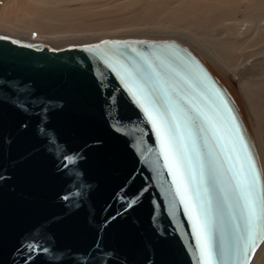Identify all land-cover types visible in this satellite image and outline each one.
<instances>
[{
	"label": "water",
	"instance_id": "obj_1",
	"mask_svg": "<svg viewBox=\"0 0 264 264\" xmlns=\"http://www.w3.org/2000/svg\"><path fill=\"white\" fill-rule=\"evenodd\" d=\"M233 123L264 195L236 101L176 40L0 34V264H202L201 222L213 264H240Z\"/></svg>",
	"mask_w": 264,
	"mask_h": 264
},
{
	"label": "rangeland",
	"instance_id": "obj_2",
	"mask_svg": "<svg viewBox=\"0 0 264 264\" xmlns=\"http://www.w3.org/2000/svg\"><path fill=\"white\" fill-rule=\"evenodd\" d=\"M263 17L264 0H56L33 12L18 7L10 24L8 0H0V31L31 43L60 48L106 37L144 36L199 45L211 59L199 57L228 89L255 137L264 177ZM212 48L227 66L214 60Z\"/></svg>",
	"mask_w": 264,
	"mask_h": 264
},
{
	"label": "snow or ice",
	"instance_id": "obj_3",
	"mask_svg": "<svg viewBox=\"0 0 264 264\" xmlns=\"http://www.w3.org/2000/svg\"><path fill=\"white\" fill-rule=\"evenodd\" d=\"M133 95H136V93H133ZM141 107H144V105H141ZM144 110L151 120L152 115L148 112V109L145 108ZM153 123L155 126V121ZM213 131H216L215 126H213ZM231 132L234 136V145L239 143L240 150L243 154L242 158L237 157L236 162L230 169L233 173L235 189L238 194L244 220L243 234L239 236L237 244L233 249V254L240 257V264H248L251 258L250 254L254 253L258 247V241L264 239V195L258 193V176L255 166L234 123L231 126ZM165 145L169 149L173 146L171 131L167 133L166 141H162V148ZM233 151H235V147ZM185 159V154H177L173 156V163L179 167L184 163ZM229 159H232L231 156ZM179 190L180 185H178ZM185 207L187 208L188 205L185 204ZM194 227H198L197 239L200 241L202 264H213L211 242L206 234L205 224L203 222L199 224L194 223Z\"/></svg>",
	"mask_w": 264,
	"mask_h": 264
},
{
	"label": "bare ground",
	"instance_id": "obj_4",
	"mask_svg": "<svg viewBox=\"0 0 264 264\" xmlns=\"http://www.w3.org/2000/svg\"><path fill=\"white\" fill-rule=\"evenodd\" d=\"M56 1V0H8V23L12 24L15 22V13H16V9H18V7L22 6L25 8V10H29V11H32L33 12V9L35 7H39L41 5H44L45 3H48V4H53V2ZM36 11L38 12V14L40 15V10L39 9H36ZM260 18V17H259ZM139 20V19H138ZM137 20V21H138ZM260 21L261 20H264V17L259 19ZM131 23H133L131 21ZM137 22H134L133 26L136 25ZM246 25V24H245ZM138 26V25H136ZM8 28H10L11 26H7ZM257 27H259V23H257ZM8 31V30H7ZM26 32V31H25ZM0 34H3V35H7L9 37H12V38H15V39H20L18 38L17 36H14V35H11V34H8L6 32H2L0 31ZM236 35H238L236 33ZM262 38H264V32L261 36ZM121 38H144V39H170V38H152V37H144V36H113V37H106V38H100V39H121ZM20 40H25V41H28L26 39H20ZM99 40V39H98ZM176 40V39H174ZM203 40V39H202ZM230 40V39H229ZM97 41V40H96ZM177 42H179L180 44H182L183 46L187 47L188 49L192 50L193 53H195L198 57L199 55L200 56H205V57H209V55H206L204 53H202V51H200V46L199 45H196L197 42H195V45L198 47L196 48L194 46L193 43L191 42H184V41H178L176 40ZM94 42V41H93ZM228 42V41H227ZM185 43V44H184ZM68 45H73V44H68ZM206 45V44H205ZM67 46V45H65ZM64 47V46H62ZM60 47V48H62ZM205 47V46H204ZM214 47V46H213ZM54 48V47H53ZM59 48V47H57ZM56 48V49H57ZM211 51V49H210ZM212 51L214 52V55H212L211 53H209L213 58L214 60L217 58L218 59V62L220 63V65H224V66H227L228 65V62L227 60L225 59L224 56L220 55L217 53V51L212 48ZM264 53V52H263ZM262 54V53H261ZM207 57V58H208ZM200 58V57H199ZM201 59V58H200ZM216 59V60H217ZM263 64L262 66V71L264 73V59L263 61L261 62ZM260 63V64H261ZM205 64V63H204ZM259 64V63H258ZM206 65V64H205ZM207 66V65H206ZM208 68V66H207ZM209 69V68H208ZM210 70V69H209ZM211 71V70H210ZM264 82V81H263ZM252 93V92H251ZM254 93V92H253ZM255 94V93H254ZM256 97V96H255ZM257 98V97H256ZM259 99V98H258ZM264 109V108H263ZM262 112V111H261ZM264 114V110H263V113ZM264 116V115H263ZM263 122V120H262ZM247 125V123H246ZM249 129V128H248ZM250 134H251V131L249 130ZM253 135H251L252 137ZM255 137H253V143H254V146H255V149L257 150L256 153H257V157H258V160H259V165H260V169H261V175H262V181H263V194H264V177H263V173H262V168H261V163H260V159H259V153H258V149H257V145H256V141L254 140ZM255 259V260H254ZM254 261V262H253ZM248 264H264V239L260 240V242L258 243V247L256 248L255 252L252 253L251 255V258L250 260L248 261Z\"/></svg>",
	"mask_w": 264,
	"mask_h": 264
}]
</instances>
